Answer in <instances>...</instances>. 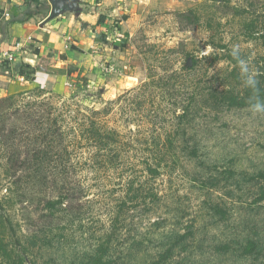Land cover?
<instances>
[{"label":"rangeland","instance_id":"obj_1","mask_svg":"<svg viewBox=\"0 0 264 264\" xmlns=\"http://www.w3.org/2000/svg\"><path fill=\"white\" fill-rule=\"evenodd\" d=\"M121 7L106 22L102 34L106 38L93 37L92 46L75 58L78 71L54 89L32 86L17 74L14 58L0 59V99L17 96L11 113L0 121L20 127L8 147L0 145L4 243L19 249L34 232L50 235L51 245L38 243L25 255L34 264H87L88 251L109 239L106 255L116 264H146L148 255L164 256L167 247L163 246L175 242L180 243L164 264H260V260L240 261L235 256L238 242L248 238L264 252V181L259 178L264 174V113L249 107L199 111L194 121L173 133L172 169L162 168L148 182L160 198L159 206L130 207L121 223H111L110 216L128 197L131 166L140 177L136 185L144 180L142 163L152 155L144 143L176 128L172 110L185 105L191 84L213 82V75L221 76L228 67L225 60L209 66L204 56L234 54L242 59L241 79L244 75L264 79V41L259 38L264 33V0H153L131 3L128 11L126 5ZM237 47L238 54L233 52ZM193 57L200 60L196 70L184 72L181 67ZM39 64H44L43 59ZM175 71L180 90L173 96L174 92L146 91L141 86L150 74L157 81ZM46 101L79 121L88 110L106 108L104 122L119 133L124 146L120 160L111 162L110 157L97 158L91 149L78 147L72 156L78 163L72 181L83 195L70 194L53 217L44 204L55 200L58 190L28 180L19 167V161L26 160L39 143L17 118L28 105ZM191 147H197L196 157H188ZM216 207L224 214H217ZM132 237L143 244L134 246L137 249L129 257ZM221 244L229 246L227 253L216 251Z\"/></svg>","mask_w":264,"mask_h":264},{"label":"trees","instance_id":"obj_2","mask_svg":"<svg viewBox=\"0 0 264 264\" xmlns=\"http://www.w3.org/2000/svg\"><path fill=\"white\" fill-rule=\"evenodd\" d=\"M98 38L101 39L100 35ZM259 38L264 41V33L259 34ZM220 48L224 49L225 47ZM169 51L172 53L174 49H169ZM234 56L231 53L221 55L212 53L203 57L204 60L209 61V66H213L218 61L225 60L228 62V67L223 71L221 76L213 75L212 78L215 79L213 82L205 83V85L202 83V86L200 85L201 83L191 84L185 105L175 107L172 110L173 118L176 121V128L171 134L168 131L153 137L151 143L148 145L147 141L144 143L146 149L148 148L147 150H150L152 153L150 158L145 159L142 163L144 164V180L139 185H136L137 178L140 177L137 173L134 174L135 170L131 166V173L134 175L131 174L132 177L130 176L126 183L128 197L118 203L117 211L114 212L113 216L111 215L112 218L110 216V219H112L111 223H121L122 214L130 210V207L134 208L138 205L159 206L160 198L157 192L148 185V182L151 179L157 178L161 174L162 168L172 169L171 165L175 163L173 133L177 134L179 130H182L180 128L182 125L187 126L194 121L199 111L220 112L235 108H252V106L264 104V79L260 76L247 77L248 75H244V78L241 79L238 69L241 66L242 59L234 58ZM199 63L200 60L193 57L186 63V66L184 65L181 68L184 72L189 73L190 71H195ZM164 70L167 71V69ZM16 71L27 83L33 82L32 77L35 69L25 64H19L16 65ZM178 74L175 71L167 77H159L157 81L150 74L147 77L148 81H143L141 86L146 91L158 89L170 94L174 92L171 94L173 96L175 92L180 90V86L176 83ZM253 77L257 80L256 85H251ZM172 80L173 83L171 82ZM35 86L37 87V85ZM16 97V95H10L0 99V118L2 115L7 117L11 113L12 109L10 107L14 104ZM27 108V110L21 111L17 119L23 120V125H25L28 134L32 135V140L38 142L39 146L31 151L32 154L26 160L19 161V167L26 173L28 180L38 182L46 187L52 185L58 190L59 196L55 200H46L44 204L45 209L49 210V216L53 217L55 216L53 213L62 207V205L64 206L70 194L78 192V196L82 197L83 195L82 190L77 188L72 181L77 171L76 165H78L77 162L72 161L75 150L78 147H80L79 149L89 148L92 150L91 152L96 154L97 158L110 157L111 160L109 162H111L112 159L120 160V156L122 155L121 149L124 146L120 144L119 133L108 129L104 122V118L108 113L106 108L88 110L89 114L87 112L84 113L83 121H79L78 117L68 116L66 110L57 112L50 101L41 102L40 105L33 103L28 105ZM38 108L39 111L37 110ZM8 109L10 110L8 111ZM16 111L17 109L14 110V112ZM0 122H2L0 124V145L6 148L10 145L11 140L15 139L20 127L9 125L6 121ZM71 122L73 125L67 126ZM196 155L197 147H191L188 157L192 158L196 157ZM259 178L264 181V174L260 173ZM50 182L54 184H50ZM60 183L63 186L59 185ZM261 196L264 198V189ZM215 211L217 214H224V211L219 207H216ZM110 235L113 236V233L110 232ZM178 238L181 239L183 236ZM28 240L26 239L27 242L25 241V244L21 248L12 250L4 243V239L0 235V260H2L0 264H5L9 261L12 264H34L31 261L28 262L25 255L31 254L32 249L36 248L38 243L42 246L51 245V237L48 234L40 236L38 232H34ZM109 242L110 239L106 243L95 245L94 249L88 251L87 259L89 261L87 264H116L113 258L109 257L108 254L106 255ZM179 243L175 242L171 245H164L163 247H167L164 256L160 254L155 256V252L153 255H148L146 264L166 263L170 258V253L178 247ZM142 244L141 240L132 237L128 246L129 257L137 249L134 246ZM182 248H186V245ZM216 248V251L221 254L227 253L229 250V246L226 244L218 245ZM235 256L240 261L253 259L260 260V264H264V252L260 251L257 242L249 238L244 242H238V248L237 246L235 247Z\"/></svg>","mask_w":264,"mask_h":264},{"label":"crops","instance_id":"obj_3","mask_svg":"<svg viewBox=\"0 0 264 264\" xmlns=\"http://www.w3.org/2000/svg\"><path fill=\"white\" fill-rule=\"evenodd\" d=\"M152 1L0 0V59L4 52L12 53L16 65L35 69L32 86L54 89L78 71L75 58L92 46L93 37L106 38L102 35L106 22L110 16H116L121 5H126L124 9L128 11L131 3L142 5ZM18 41L22 46L16 49ZM42 59L43 65L39 64Z\"/></svg>","mask_w":264,"mask_h":264},{"label":"clouds","instance_id":"obj_4","mask_svg":"<svg viewBox=\"0 0 264 264\" xmlns=\"http://www.w3.org/2000/svg\"><path fill=\"white\" fill-rule=\"evenodd\" d=\"M233 52L238 53L239 52L238 47L234 48ZM256 84H257V80L255 77H253L251 80V85H256ZM252 111H254L255 113H264V104L252 106Z\"/></svg>","mask_w":264,"mask_h":264},{"label":"built area","instance_id":"obj_5","mask_svg":"<svg viewBox=\"0 0 264 264\" xmlns=\"http://www.w3.org/2000/svg\"><path fill=\"white\" fill-rule=\"evenodd\" d=\"M4 16L6 17V16H8V14L7 13H5L4 14ZM15 48L16 49H19V48H21V42L20 41H18V42H16L15 43ZM2 57H3V59H6V60H12V53H9V52H4L3 54H2Z\"/></svg>","mask_w":264,"mask_h":264}]
</instances>
